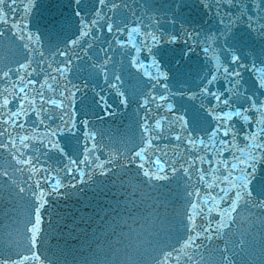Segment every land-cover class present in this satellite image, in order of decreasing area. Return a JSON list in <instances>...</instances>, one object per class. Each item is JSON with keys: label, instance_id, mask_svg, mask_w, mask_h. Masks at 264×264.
<instances>
[{"label": "water", "instance_id": "water-1", "mask_svg": "<svg viewBox=\"0 0 264 264\" xmlns=\"http://www.w3.org/2000/svg\"><path fill=\"white\" fill-rule=\"evenodd\" d=\"M52 2L54 6H52ZM25 3L26 0H20L15 6L17 9L15 15L8 14L9 23L0 25V29L4 32L3 36H0V50L4 53L0 67H3L4 70H7L9 65L15 68L17 65L14 61L16 60H24L22 44L27 42V40L21 41L13 37V32L19 31V29L11 27L12 20H19L21 24L26 25V33L41 32L42 37L54 39L57 46H53L47 39H43L46 50L41 51L45 53V57L48 56L52 60L54 58L52 52L56 47L64 50L65 42L75 39L79 35L80 24L78 20H72V11L75 7L72 0H36V9L29 6L28 10L24 7ZM38 3H41V6H37ZM177 3L178 0H128V6H122L121 10L117 12L120 18L118 22L120 25L124 23L121 28L131 30L138 26L135 21L142 16L148 32L155 28L158 30V36L163 34L161 37L163 43L157 47H166L170 50L169 55L172 56V63L167 65L161 62L159 71L167 72L171 68L170 72L174 75V70L182 60L186 62L182 65L187 63L202 65L194 57L196 54L194 50L198 49L208 62L210 58L213 63L209 64L203 75L205 76L214 69L217 62V56L213 55L212 50L205 55L203 49L210 45L209 41L214 40L218 35L217 29L223 27L216 15V9L220 5L213 3L212 9L209 11L204 5L212 3V0H182L179 7H177ZM245 5L248 7L246 8ZM96 7L99 5L97 4ZM64 8L67 9L69 15L64 16ZM240 9V12H236L235 8L231 9L236 12L237 16H240L241 12L245 13L244 18L235 27L236 34L245 38L247 32L249 36L247 47L250 54L264 53L262 46L264 45V34L256 31L260 24L264 23V6L260 5L259 0H254V2L253 0H243ZM5 10L7 11V9ZM226 10L227 5L220 10V15H223ZM107 11L105 9V12ZM133 13H135V17ZM108 14L112 15L110 12ZM248 15L254 19L251 31L248 27ZM59 21H66V23L61 27L59 23H56ZM54 23H56L55 28L53 27ZM227 23L226 20L225 24ZM127 30L124 32L114 30L113 33H108L105 28L102 30L103 32L96 31L100 42H93L89 37L88 40L92 42V48H88V44H85L84 49L77 53L84 57L85 50H87V56L97 52L99 60L103 61L105 56L102 49L109 47L106 41L112 42L111 50L108 53L115 58L109 59L108 76H105L104 80L99 77L105 74L97 75L89 67L88 62L82 63V59L77 62V66L81 65V69L75 75L79 77L80 83L77 85L81 91L70 101L66 109L65 120L67 122L90 121L89 128L96 133L95 141L84 139L83 132L79 139H74L66 130L58 131L56 136L50 138L57 141L61 148L65 149V152L53 150L48 153L47 157L40 155L37 167L43 165L49 171L36 173L32 180L27 179L29 173L15 171L17 166L11 165L10 169L6 162L0 163V167H3L8 173L7 185L11 186L9 197L0 202V230L7 229L10 222L24 215L26 217L25 231L26 234L28 233L25 235L23 229H18L6 234L4 239L11 242L14 252L6 255L7 261H15L17 253L23 255L21 259H24V253L30 244L28 237L31 233L28 232V228L31 225L29 221L34 220L33 205L36 203L33 189L39 180L42 185L41 190L46 194L47 204L42 210V225L40 226L42 235L38 237L37 243L40 259L35 261V264H163L164 254L173 250H175L174 256L168 261V264H177L175 254L184 244L179 247L175 246L173 239L186 236L180 210H183L187 215L190 210V200L195 199L194 195L190 198L188 193H194L193 185H199L196 184L195 179L189 181L185 177L184 173L179 170L180 163L175 164L177 168L175 173L166 166L165 173L161 174L166 177L164 179L145 177L143 171H147L148 168L139 169L141 162L133 159L134 153L130 154V150L133 148L139 150L138 146L141 144L140 132L137 127V113L140 116H143L144 113L137 108L136 102L142 99L139 92L141 90L147 92L151 84L156 81L148 82L143 69L138 72L135 67H131L133 57H138L145 64L151 63L153 59L147 48L139 43L140 41L151 43L150 40H145V29L141 28L139 35L131 37ZM242 30H244V34L241 33ZM185 31L192 33L193 36L199 34L198 39L188 40L183 35ZM172 35L177 37L175 44L168 43ZM117 38L124 42V47L115 43ZM220 45H223V40L220 41ZM136 47L141 48L140 53L135 51ZM156 50V48L153 49L154 52ZM129 53L131 54L129 55ZM245 53H247L246 50L241 49L239 54L244 56ZM39 57L37 54L34 59L39 61ZM108 57L111 56L108 55ZM191 57L193 60H190ZM55 59L63 58L57 56ZM94 59L96 63L97 55L94 56ZM156 60L160 62L159 56H156ZM117 63L123 66L120 81L109 77L112 75L111 70L117 69ZM77 66L75 67L77 68ZM151 71L157 72L155 68ZM75 75L70 73L69 77L73 78ZM219 76L221 77L222 74ZM39 79L43 80V77L41 76ZM87 82L92 83L93 96L86 95L87 87L84 83ZM166 82L160 81L161 84ZM113 83L116 84L115 88L111 86ZM214 87L216 88L215 85L211 86V88ZM157 91L163 92L164 89L158 87ZM121 92L125 93L129 101L126 107L120 103L121 96L118 93ZM101 97L111 106L109 112L115 113V115L104 112L103 106L100 105ZM84 99L93 102L92 105L86 106L83 103ZM177 101L179 100H175L178 109L180 106ZM205 102L207 103V99ZM96 106L99 109L97 113ZM152 107L155 109V105ZM88 108L99 115L91 116ZM185 108H188V105ZM180 115L182 113L167 112L165 106L153 112L156 119L161 116L165 117L162 121V134L165 138L154 140L150 146L144 144L146 161L148 157L154 159L159 156L166 162V165H171L174 161H180L181 157L188 158L189 154L185 149L190 148L191 145L174 139L175 134L180 133L178 126L175 132L169 127V121ZM32 119L35 120L36 117L33 116ZM185 120H188V112L185 115ZM239 123L237 121L238 127ZM46 124L51 126L48 131L55 130L57 125L63 127L58 118L55 121H47ZM211 126L214 127V122H211ZM87 130L85 129V131ZM45 131L46 128L42 125L37 129L36 134L44 136ZM188 131H192L191 124L188 126ZM193 134L197 137H204L202 130ZM69 139H71V144L65 148ZM93 143L96 145V150L92 151L88 163H79L87 154L85 149H93ZM41 151L47 150L42 149ZM225 155L228 154L225 153ZM109 159H112L113 163L106 164L105 167L110 171L101 174L97 165L105 163ZM72 161H76V163L73 164ZM203 167L207 168L208 165L205 164ZM81 172L84 173L83 176H81ZM262 173H264V165L259 166L257 176ZM10 176L12 180H9ZM45 176L62 181L59 194H48L49 188L48 182H45ZM54 179L49 182H54ZM21 188L24 191H21ZM3 189L5 186L0 184V192ZM253 196L258 200L264 199V197L256 196V193H253ZM204 215H206L205 223L208 231H198L195 232L196 235L191 233L199 246L201 245V251L186 249L192 259L189 260L186 255L181 256L179 264H223L222 255L225 253L232 256L233 264H246L264 259V257L261 258L263 253L260 250L261 245L264 244V209H258L251 204L245 207L241 203L238 206V211L232 212L226 221L218 207H213L210 212L205 209ZM164 218L167 220H163ZM201 220L199 218L197 224ZM222 221L223 226L219 227ZM218 227L219 232H217ZM188 233L189 231H186V234ZM14 240L19 242L20 249L17 248ZM252 246L255 249L249 251ZM5 247L8 250L11 249L6 244ZM206 258L208 263H202ZM28 260L31 264L35 257L29 256Z\"/></svg>", "mask_w": 264, "mask_h": 264}, {"label": "snow or ice", "instance_id": "snow-or-ice-1", "mask_svg": "<svg viewBox=\"0 0 264 264\" xmlns=\"http://www.w3.org/2000/svg\"><path fill=\"white\" fill-rule=\"evenodd\" d=\"M180 2L182 0H178L177 7L180 6ZM16 3L17 0H0V25L9 23V13L15 15L17 11ZM35 3L36 0H26L24 7L28 10L29 6L34 7ZM213 3L220 5L216 9V15L219 17L220 25L223 26L217 29L218 35L215 36L213 43L220 46L219 50L224 53L225 62L217 66L214 71L210 70L207 75L203 76L201 79L203 87L197 85L200 89L199 92L188 97L189 100H200L198 108L195 105L191 106L188 120H185L184 115H180L169 121V127L173 132H175L177 126L180 128V133L175 134L174 139L191 145L190 148L185 149L189 154L187 159L181 157L180 161H174L171 165H166V162L159 156L154 159L148 157L146 161L144 144L150 146L154 140L165 138L162 134V121L165 117L161 116L156 119L153 112L166 105V111L174 113L178 109L169 101L177 96L180 98L177 103L180 107H184L182 101L185 99V93L179 87L184 81L177 78L183 77L184 67L178 63L174 70L173 78L177 80L175 92L169 91V86L166 83H160L161 80L167 81L169 79L168 73L161 72L159 69L161 62L171 65L170 50L166 47H157L163 43L161 39L163 34L161 33L158 36V30L155 28L153 31L148 32L142 16L135 21L138 24L137 27H133L131 30L121 28L117 12L121 10L122 6H128V0H72V4L75 5L72 11V20H78L80 24L79 35L75 39L66 41L65 49L53 53V60L47 64L44 61L45 53L38 52L35 47L40 37L38 35L33 36L30 32L26 33V25L21 24L19 20L11 21V27L19 29V31L13 32V37L21 41L27 40V42L22 44L24 49L23 61H14L17 65L15 68L8 67L7 70H4L3 67H0V153L7 152L11 161L17 166L15 171L29 173L27 179L32 180L34 174L49 171L43 165L37 167L40 155L47 157L48 153L53 150L65 152V149L61 148L57 141L50 138L56 136L58 131L63 132L66 130L74 139H79L81 132H83L84 139L94 142L96 133L89 128L90 121L73 120L69 123L65 120L66 109L70 101L81 91V88L73 82V79L79 78L78 75L69 78L70 72L77 73L73 60L83 59L77 53L79 50L84 49L85 44H88V48H92V42L88 40L89 37L92 38L93 42H100V37L96 35V31H102L105 28L108 33H113L114 28L116 32L127 30L129 37H131L139 35L141 28H144L145 40H150L151 43L148 44L144 41L139 43L147 48L153 59L151 63L145 64L138 57H133L131 67H135L138 72L143 69L147 81L154 80L156 83H152L147 92L143 90L139 92L142 99L136 102L137 108L144 113L143 116L137 113V127L140 132L141 144L138 146L139 150H136V148L130 150V154L134 153L133 159L141 162L139 169L148 168L147 171H143V176L150 179H164L166 177L161 174L165 173L166 166L170 167L171 171L175 173L177 171L175 164L180 163L179 170L184 173L185 177L189 181L195 179L196 184L199 186L193 185L195 188L194 193H188L190 198L193 195L195 196V199L190 200V210L187 213L189 227L186 231L190 233L196 230L194 225L195 216L202 217L205 209L210 212L213 207L220 208L225 221L232 212L238 211V206L241 203L245 207L251 204L258 209H264V199L258 200L253 196V193H256V196L264 197V173L257 176L259 166L264 165V100L260 99L261 96H264V91H261L264 90V68L258 67L255 62L251 67L241 62L242 56L239 53L245 41L242 36L236 34L235 27L245 16L243 12L240 16L236 15V12L241 11L240 5L243 0H212V3L204 6L211 11ZM259 3L264 6V0H259ZM97 4L99 7H96ZM225 5H227V10L223 15H220V10ZM245 7L247 8L248 5H245ZM233 8L236 9V12L231 11ZM105 9L108 11L105 12ZM129 11H131V8H129ZM109 12L112 15H109ZM133 16L135 17V13H133ZM247 19L251 31L254 19L251 15H248ZM226 20L228 21L227 24H225ZM56 23L63 27L66 21ZM56 23L53 24L54 28ZM256 31L264 34V23H261ZM183 35L188 40L198 39L199 36V34L193 36L192 33L187 31ZM0 36H3L2 32H0ZM221 40H223V45H220ZM106 42L109 47L102 49L105 56L104 60L100 61L99 53H97L96 63L91 65V69L97 75L103 73L107 77L110 59L107 53L111 50L112 42ZM176 42L177 37L175 35H172L168 40V43L175 44ZM115 43L121 47L125 46L124 42L118 38L115 39ZM225 45L227 47H224ZM154 48L157 49L155 52L153 51ZM229 49H231V52H229ZM210 50L215 51L211 45H208L204 47L203 52L207 55ZM135 51L140 53L141 48L136 47ZM37 53L41 57L39 61L34 59ZM261 55H264V53H261ZM57 56L63 59L56 60L55 57ZM85 56H87V50H85ZM156 56H159L160 62L156 60ZM229 57L230 65L228 64ZM3 59L4 53L0 50V61ZM216 59H220L219 55ZM209 62H211L210 58ZM261 64H264V60H261ZM153 68L157 70L156 73L151 71ZM221 69L223 79L227 81L228 87L223 91H212L211 86L220 78L217 74ZM239 69L258 73L250 88H243L242 74ZM170 71H172L171 68ZM112 75L115 76L116 81L121 80V77L115 75V73H112ZM41 76L43 80L39 79ZM111 86L115 88L116 84L113 83ZM158 87L164 89V91H157ZM118 94L121 96L120 103L126 107L129 101L125 93ZM205 99H207V106L204 103ZM100 105L103 106L106 114L115 115V113L109 112L111 106L103 97H101ZM152 105H155V109ZM33 116L36 117L35 120L32 119ZM57 118L63 127L57 125L55 130L48 131L51 126L47 125L46 122L55 121ZM237 121L240 122L239 127ZM211 122H214V127L211 126ZM189 124L192 126V131H188ZM42 125L45 126L46 131L44 136H39L36 134L37 129ZM85 129L88 130L85 131ZM199 130L204 132V137H197L193 134ZM70 144L71 139H69L65 148ZM42 149L47 151L42 152ZM93 150H96L95 143H93L92 150L85 149L87 154L79 163L87 164ZM225 153L228 155L226 156ZM0 159H2V156H0ZM71 163L75 164L76 161ZM111 163H113V160L109 159L105 163L97 165L101 174L110 171V169H106L105 165ZM205 164L208 165L207 168L203 167ZM80 174L81 176L84 175L83 172ZM6 175H8L7 171L0 167V178ZM44 179L45 182H48V194H59L62 181L48 176H45ZM53 179L54 182H49ZM41 189L42 185L37 180L33 189L36 196V203L33 205L34 220L29 221L31 225L28 228V232L31 233L28 237L30 244L24 253V259H21V254L17 253L15 261L6 262L3 255L0 254V264H29V256L35 257L31 264H35V261L40 259L37 243L38 237L42 235L40 227L42 225V210L47 204L46 194ZM20 190L24 191L23 188ZM217 201L220 203L217 204ZM222 226L223 221L219 227ZM219 227L217 232H219ZM201 231L207 232L208 229L202 228ZM194 243L193 236L189 235L179 252L175 254L177 264H179L181 256L186 255L189 260L192 259L191 254L187 253L186 249L193 246ZM34 249L37 250L34 251ZM174 252L175 250L164 254L163 264H168V261L173 258ZM222 260L223 264H233L232 256L226 253L222 255Z\"/></svg>", "mask_w": 264, "mask_h": 264}]
</instances>
